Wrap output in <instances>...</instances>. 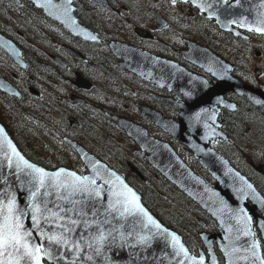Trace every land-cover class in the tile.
Returning <instances> with one entry per match:
<instances>
[{
	"label": "snow or ice",
	"instance_id": "snow-or-ice-1",
	"mask_svg": "<svg viewBox=\"0 0 264 264\" xmlns=\"http://www.w3.org/2000/svg\"><path fill=\"white\" fill-rule=\"evenodd\" d=\"M37 2L50 15L76 26V21L71 17L72 0H60V3H53V0ZM223 2L228 5V0ZM193 3H197V0H193ZM239 4L240 0H236V5ZM198 7L210 10L213 4L208 0H199ZM259 7L264 8V0H261ZM209 15L216 13L209 11ZM227 24L264 33V11H257L251 21L247 17H240L228 20ZM90 38L97 39L96 36ZM148 76H152L151 71ZM204 87H208L206 81ZM184 95L191 98L193 93L185 91ZM256 102L264 104L261 100ZM207 113V108H201L190 119L198 123L202 114ZM209 119L215 120V111ZM172 127L175 128V125ZM205 128H209L207 123ZM209 134L216 135L215 130ZM85 158L91 163L92 175H78L65 168L48 171L25 159L0 128V170H8L7 174L0 171V184L3 185L0 187V264H97L95 257L101 256L106 264H115L104 254L109 238L111 243L118 239L120 247L134 248L137 245L150 246L156 236H163L168 241L173 259L178 258L177 264H205L203 254L191 255L179 236L162 228L142 205L136 192L119 176L98 162L92 163L91 158ZM231 173L229 168L225 175ZM235 175L239 176L238 173ZM239 180L241 186L233 189L237 200L243 201L251 195L264 211V199L257 196L252 184L244 177H239ZM206 191L211 190L206 188ZM18 192L25 193L23 206L18 200ZM212 195L215 197L213 203L219 207L210 210L220 219L222 226L227 225L224 239L229 243L222 247L228 264H236L237 261L264 264L260 242L252 230L253 217L246 206L241 204L239 207H231L218 192ZM28 218L31 221L30 227L25 224ZM117 220L121 223L115 224ZM229 221H235V224ZM106 225L109 227L106 228ZM261 227L264 228V222ZM233 232L236 233L235 239L239 240L243 235L250 238L251 242L236 247L231 235ZM212 264H216L215 256L212 257Z\"/></svg>",
	"mask_w": 264,
	"mask_h": 264
},
{
	"label": "flooded vegetation",
	"instance_id": "flooded-vegetation-1",
	"mask_svg": "<svg viewBox=\"0 0 264 264\" xmlns=\"http://www.w3.org/2000/svg\"><path fill=\"white\" fill-rule=\"evenodd\" d=\"M108 1L111 6L95 0H72V12L76 19L95 31L100 37V41H90L70 33L62 24L45 14L43 9L37 7L31 0H0V32L5 33L17 43L19 38L25 37L24 33L17 29V26L23 23L41 30L40 34L43 35L40 38L28 37L27 39L29 50L35 51L37 48L41 51L38 54L40 56H23L26 61L25 73L27 77L20 74L18 64L1 49L0 74L22 92L21 98L24 102L34 100L28 90L29 85L42 82V86H46V97L49 100L55 99L61 110L64 122L60 131L63 135L67 129L76 133L79 123L74 120L71 121L69 118L74 116L79 121V118L87 113V111H83L87 102V106L97 107V103L92 105L89 101H97L101 92L102 94L106 93L105 99L112 109L119 107L123 115L145 125L152 135L174 144L177 141L158 128L150 117L141 115L138 107L139 104L148 105L160 111L164 116L176 119L178 108L162 98L174 97V93L163 85L162 78L161 83L153 82L151 79L138 77L134 72L122 67L119 64V59L111 52L109 42L117 39L141 47L168 60L182 62L188 69L205 75L211 81L212 77L209 74L183 59L182 51L187 49L188 44L185 42V38L180 40L178 18H184L189 22L208 24L214 29L217 26L214 20L201 15L196 7L181 0H175L177 9L172 8L174 3L171 0H157L154 4H147L146 9L144 6L147 0ZM230 1L232 0H228V2ZM148 10L149 12H147ZM154 11L166 19L167 24L164 27H158L159 21H157ZM114 22L122 25L124 31H127L126 38L111 33L109 27H106ZM233 27L241 29L238 25H233ZM51 28H60L59 38L49 36ZM137 28L144 30V33H136ZM241 31L245 36L236 38L237 43H233V45L238 44L235 46V51L246 56L252 50L255 56L245 67L236 64V59H239L240 56H233L234 75L264 91V35L252 31ZM42 41L43 44H41ZM224 42L223 38L220 39V49L225 48ZM68 47L80 51L81 55L87 56L88 59L84 60L77 57L78 55L74 54ZM95 56H108L111 69H99L98 63L95 62L97 60ZM56 57L62 61H58ZM251 65L253 67L246 71ZM256 68L259 72H256ZM78 71L90 81L89 87L75 84ZM34 74H36L35 77ZM30 80H33L32 83H28ZM99 81H101V85ZM76 97H81L86 101L80 103ZM226 97L233 101L236 107L248 106L253 109L259 108L264 112V106L253 104L235 92L228 91ZM5 98L14 99L7 94ZM40 102L46 109L48 108L47 100L42 101L40 97ZM103 111L106 112V110ZM0 114H5L1 107ZM234 114H236L235 110L231 111L225 107H220L218 111L222 129L230 136L232 135L228 121Z\"/></svg>",
	"mask_w": 264,
	"mask_h": 264
},
{
	"label": "water",
	"instance_id": "water-1",
	"mask_svg": "<svg viewBox=\"0 0 264 264\" xmlns=\"http://www.w3.org/2000/svg\"><path fill=\"white\" fill-rule=\"evenodd\" d=\"M31 1H33L37 7L42 8L44 13H46L48 16L62 23V25L70 33L86 40H93L90 38V36H96L97 39L95 40H100L94 31L77 21L73 12H71V17L76 21V26H73L71 23H65L63 19H58L54 15H50L48 11L39 5L37 0ZM98 1L103 3L107 2L106 0ZM190 1L193 3V0ZM208 2L213 4V8L210 10H200L205 12L208 17L215 18L221 29L229 30L235 34L238 30L233 29L231 27L232 24H227L228 20L247 17L248 20L251 21L254 19L257 11H264V8L259 7L261 0H240L239 5H236V0L229 3L228 5H225L223 0H208ZM53 3H60V0H53ZM198 3L199 0H197V3L194 4L198 6ZM71 7L73 9L72 5ZM209 11L215 12L216 15H209ZM217 16H219V20L217 19ZM85 33L90 35H85ZM188 44V50L182 51L184 55L183 57L199 65L200 67H203L206 71L211 73L214 76V79L211 83H208L206 78L190 72L179 63L155 56L142 48L133 47L120 41H110L109 47L112 53H114L118 58L122 59L119 61L121 66L133 71L143 78H150L153 82L161 83L162 78L163 85L167 86L170 90H173L177 98L182 100V102H179L177 100L167 98L171 102L177 104L180 108L178 121L165 118L159 112L148 107L141 105L140 108L143 114L149 115L158 126L167 131L170 135L185 143L193 151L200 164L206 168L210 175L214 178V184L207 182L202 176L194 172L168 142L153 138L148 134L145 128L131 120L117 115H110V117L122 129H124L127 135L132 137L137 142L138 146L142 150L147 152L146 157L156 170H158L192 200L197 202L217 221L219 230L215 232H202L200 234L207 255L202 249L198 254L191 253L180 234L165 226L145 206L139 192L132 185H130L118 171L100 160L96 155L88 152L77 142L70 139H66V141L86 165L88 171L83 175H92L91 163L85 158L87 156L91 158L92 163L98 162L103 166V168H106L110 172H114L130 188H132L133 191L136 192V194L140 197L142 205L149 212V214L152 215L155 220H157L162 228H166L169 232H174L177 236H179L181 243L185 246V248L188 249L191 255L199 256L200 254H203L205 257V264H212V257L215 256L216 264H219L214 250V243H216L224 256L225 264H228V258L225 256L222 247V245L229 243L228 240L224 239L226 235L225 228L227 225L222 226L220 219H218L217 216H214L213 212L210 210L219 207L218 204L213 203L215 200V197L212 195L213 192H218L225 200L228 201L231 207H239L241 204L246 206L249 213L253 217L252 230L255 228V221L263 241L264 228L261 227V223L264 222V211L261 210L259 203L252 199L251 195L246 197L243 201H238L233 189L239 188L241 186L239 177H244L248 183L252 184L258 197L264 199V196L246 175L236 169L225 156L216 151L214 148L210 147L209 142H213L219 138L227 139L226 135L217 128L219 122L217 121L216 113V110L218 109L217 104L234 108V105L224 98L225 92L228 90L236 91L237 93L248 97L256 104H261L257 103V100L264 101V93L259 89H253L251 86L246 85L242 81L233 77L230 73L231 65L217 56L209 48L198 45L191 41H189ZM0 47L8 52L17 63H19L21 66H24V61L21 59V50L19 47L2 34H0ZM149 71L152 73L151 77L148 76ZM205 81L208 83L207 88L204 87ZM75 83L79 86L88 85L87 81L79 75L77 76ZM0 89L9 93L10 95H19V92L1 77ZM185 91H191L193 96L191 98L185 96ZM201 108L208 109L207 115L202 114V118L198 123L194 120H191L190 117ZM213 111H215V120L209 119ZM205 123L209 125V128H205ZM173 125H175V128L172 127ZM0 128L4 130V135L16 146L1 123ZM213 129L215 130L216 135L209 134ZM16 148L17 151H19L20 154L24 156L17 146ZM199 149H203V151H200ZM24 158L27 159L25 156ZM29 162L33 163L30 160ZM129 166L135 173L144 179V177H142L141 173L135 167L132 165ZM58 168H65L69 171H73L63 166ZM229 168L232 170V173L225 175V172ZM56 169L46 170L55 171ZM256 169L264 174V165H258L256 166ZM0 171H2L4 174H7L8 170L5 168ZM76 173L78 175H82L78 172ZM213 173L216 175L213 176ZM236 173H238L239 176H236ZM10 179L12 178L10 177ZM98 183H102V181H98ZM0 187H3V185L0 184ZM206 188L210 189L211 191H206ZM24 195L25 193L18 192V200L22 206ZM104 203L105 205L107 203L106 193L104 197ZM114 223L119 224L121 221L117 220L114 221ZM229 223L235 224V221H229ZM25 224L26 227L31 226L30 218L25 220ZM105 227L107 228L109 226L106 225ZM231 235L236 247L247 245L251 242L250 238L244 237L243 235L240 236L239 240L235 239V232H233ZM209 244H211V252L209 251ZM104 254L110 257L111 260L115 262V264H177L178 259H173L172 248L163 236H156L152 240L150 246L144 247L137 245L134 248L130 246L120 247V241L118 239L115 243H111V238H109V243H107L104 247ZM95 260L97 264H106L103 256L95 257ZM236 264H245V262L237 261Z\"/></svg>",
	"mask_w": 264,
	"mask_h": 264
},
{
	"label": "trees",
	"instance_id": "trees-1",
	"mask_svg": "<svg viewBox=\"0 0 264 264\" xmlns=\"http://www.w3.org/2000/svg\"><path fill=\"white\" fill-rule=\"evenodd\" d=\"M27 30L26 31L29 34L34 33L35 37H42L41 35H38V29H36L34 32H32L30 28H28ZM52 31L55 33L54 36L56 35L55 37H58L59 30L56 28H52ZM24 55L36 56L32 50H30L29 52L24 50ZM25 72L26 70H20L21 74H24ZM55 102L56 100L53 98L48 101V103H54L53 105H55ZM240 109H242L241 113L239 112ZM240 109L238 107L237 112H235L236 114L231 116L230 120L228 121L230 133L233 134V138L236 142V145L240 149H242L243 142L254 140L257 142L258 146L259 144L264 146V112L259 111L257 108L253 109L248 106L241 107ZM5 111L7 115L9 113L8 116L13 120L12 122H14L15 126L20 127L21 129H25L26 123H30V121L33 123V125L41 127L43 129H45V126L48 122H51L49 124L51 133L54 135H59L61 133L58 125L62 122L56 119L54 113H50L48 111L49 121L45 123L47 120L45 110L40 109V107L38 106H36L35 109L33 105V100L32 102H24L23 99H15L12 101V103H10L9 111H7V109H5ZM250 124H254L256 126L258 132L257 138L248 135L247 132H243L244 127H250ZM77 128L78 133L80 132V134L82 135V137L80 136V138L82 140L83 138L88 139V143L91 144L90 148L93 150V152L103 158L116 170H119L122 174H124L128 181L139 190L142 199L144 203L148 206V208L165 225L178 231L185 240V242L188 244L189 248L193 252H197L201 247V241L199 237L200 232L202 230H215L217 228L216 222L212 220L199 207L198 204L193 202L189 197H187L183 192H181L176 186L170 183L161 174L157 173L154 169H151L149 166L144 165V154L139 151L131 141H128L121 137L122 143L118 144L117 142L114 143L113 141L108 142L107 137H101L102 130L100 129L98 122L94 118H92L90 114H85L82 116L81 124ZM111 131L113 133L114 130L112 129ZM116 134L118 135L117 132ZM116 134L114 132V135ZM93 135L96 136L95 140L91 138V136ZM247 135L250 136L251 139H242V137H246ZM18 145L27 154V151L23 148L22 144L18 142ZM34 149L37 150L38 148L34 146ZM223 151L228 157H233L231 155V148L226 147L223 149ZM40 155L41 156L34 157L30 154H27L30 159L46 167L52 168L53 166H55L56 162L53 163V160L50 161L49 159L48 163L43 162L42 160L44 158L42 157V154ZM239 157L241 158L237 159V161L240 164L241 168H243L244 172L258 184V186L264 193V178L261 175L255 173L250 167H247L245 165L246 162L244 161L246 160H244L243 157H246V154H243L242 152ZM126 160H130L137 166H139V169L146 177V181L140 180L136 175H134L128 170L127 166L125 165ZM262 160H264V158ZM76 168L79 171H83L84 169L81 164H79ZM202 174L206 179H209L207 175H205L204 173ZM253 174H255L256 176H253ZM199 218H202L206 221L205 226H202L198 222ZM256 234L258 235L257 231ZM262 250L264 255L263 243ZM218 257L220 263L223 264V257L219 251Z\"/></svg>",
	"mask_w": 264,
	"mask_h": 264
},
{
	"label": "rangeland",
	"instance_id": "rangeland-1",
	"mask_svg": "<svg viewBox=\"0 0 264 264\" xmlns=\"http://www.w3.org/2000/svg\"><path fill=\"white\" fill-rule=\"evenodd\" d=\"M155 2H157V0H147L146 2H145V9L147 8V4H154ZM164 4H166V5H168L166 2H163ZM172 8H174V9H177V5L176 4H172ZM149 9V8H148ZM147 12H149V10L147 11ZM182 19H181V17H179L178 18V23H179V32H181V31H185V30H193V31H196L195 30V28H194V26L191 24L192 22H187V23H182ZM200 25H202V24H200ZM106 27H109V31L111 32V33H114V34H119V35H121L122 37H124V38H126L127 37V31H124V29H123V26L122 25H120L119 23H117V22H114V23H112V24H110V26H106ZM28 28H30V27H27L26 29L22 26V25H18L17 26V29H19V30H21V31H23L24 33H25V37H23V38H19V41L23 44V46L24 47H28V36H29V31L27 30ZM28 32H27V31ZM54 32H52V36H54ZM186 35V34H185ZM56 36V35H55ZM54 36V37H55ZM179 36L181 37V36H183V34H181V33H179ZM183 37H185V36H183ZM183 37H181V39L180 40H182V38ZM212 44H214V45H217L220 41H219V39L217 38V36L215 35V34H212L210 37H209V39H208ZM246 56H255V54H254V52L251 50V51H249L248 53H247V55ZM96 58H97V61H98V68L99 69H102V68H106V69H111V67H110V65H109V63H108V59H107V57L106 56H95ZM242 62H243V66L245 67V66H247L248 65V60L247 59H243L242 60ZM253 66L251 65L246 71H248L249 69H251ZM257 67V66H256ZM259 83H260V81H258ZM101 83V82H100ZM95 115H97V114H95ZM106 126H108L109 127V129H106ZM250 126V128H251V130H252V133H251V136L252 137H255V138H257V136H258V132H257V129H256V126L254 125V124H250L249 125ZM100 128H101V130H102V134H101V137L102 138H105V137H107V139H108V142H111V141H113L114 143L115 142H117L118 144L119 143H122V138H121V136H119V135H117L116 134V132H115V130L113 131V133H112V129H111V126H109L108 124H106V123H103L101 126H100ZM245 128V127H244ZM114 132H115V134L116 135H114ZM36 144H40V146H41V149H42V151H44V152H46V153H51V151H50V149H49V147L48 146H51L55 151H56V153L57 154H62V155H64V150L63 149H61V147L58 145V140H56V138H54V139H52V138H50L48 135H42L41 136V139L40 140H38V141H36ZM244 145L246 146V157H243L244 158V160H246V161H244V162H246V164H247V167H249V165H248V162H249V159H256V157L253 155L252 157H251V155H252V147H251V145H249V143L248 142H245L244 143ZM48 148V149H47ZM29 150L31 151V153L35 156V157H38V156H36L35 154H34V151H33V149L32 148H29ZM181 153V155L186 159V160H188V161H191V159L189 158V156L187 155V153L183 150H181V148H179L178 149ZM262 154V156H264L263 155V153H260V155ZM260 155H258V157H260ZM249 157H251V158H249ZM46 160H49L50 159V161H52V160H54V162L53 163H55V162H58V163H61V161H59V160H57V159H64V162H66V163H72V164H69L70 166H73V167H75V165H77V161H76V159L72 156V155H70V154H66V156H64L63 158L62 157H60V156H49V157H44ZM52 163V164H53ZM237 166V168H239V169H242L243 170V168H241L240 166H238V165H236ZM199 169V168H198ZM244 171V170H243ZM201 172V171H200ZM253 176H256L255 174H253ZM260 188V187H259ZM261 189V188H260Z\"/></svg>",
	"mask_w": 264,
	"mask_h": 264
}]
</instances>
